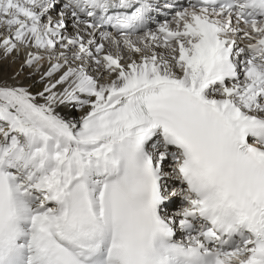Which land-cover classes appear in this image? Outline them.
<instances>
[{
	"label": "snow or ice",
	"instance_id": "1",
	"mask_svg": "<svg viewBox=\"0 0 264 264\" xmlns=\"http://www.w3.org/2000/svg\"><path fill=\"white\" fill-rule=\"evenodd\" d=\"M0 264H264V0H0Z\"/></svg>",
	"mask_w": 264,
	"mask_h": 264
},
{
	"label": "bare ground",
	"instance_id": "2",
	"mask_svg": "<svg viewBox=\"0 0 264 264\" xmlns=\"http://www.w3.org/2000/svg\"><path fill=\"white\" fill-rule=\"evenodd\" d=\"M156 3H161L162 4L163 1L162 0H158V1H156ZM53 15H55V14L53 13ZM162 19H164V18H162ZM162 19H160V20H162ZM71 30H72V23L69 24V31H71ZM125 55H127V54H125ZM133 58H136V57L134 56ZM20 82L21 83H25V84H31L32 83L31 80H26L24 78V73H21ZM33 90H35V89H33ZM57 111L61 115L65 116L66 118L77 119V120L83 114L82 111L79 108H73L70 111L67 110V109L58 108ZM165 170L166 171L169 170L167 165L165 166ZM173 186H176L175 182H173ZM171 211H174V210H171Z\"/></svg>",
	"mask_w": 264,
	"mask_h": 264
}]
</instances>
